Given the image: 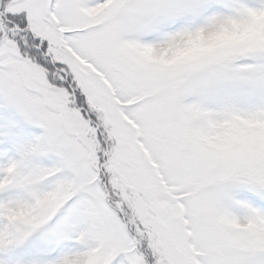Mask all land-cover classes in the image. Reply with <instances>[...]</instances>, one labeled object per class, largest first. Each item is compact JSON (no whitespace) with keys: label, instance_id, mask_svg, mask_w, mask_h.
<instances>
[{"label":"snow or ice","instance_id":"1","mask_svg":"<svg viewBox=\"0 0 264 264\" xmlns=\"http://www.w3.org/2000/svg\"><path fill=\"white\" fill-rule=\"evenodd\" d=\"M0 264H264V0H0Z\"/></svg>","mask_w":264,"mask_h":264}]
</instances>
